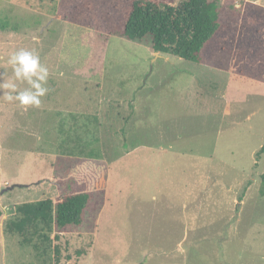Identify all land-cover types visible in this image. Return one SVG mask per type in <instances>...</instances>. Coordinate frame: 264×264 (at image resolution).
Here are the masks:
<instances>
[{
  "label": "rangeland",
  "instance_id": "374dc122",
  "mask_svg": "<svg viewBox=\"0 0 264 264\" xmlns=\"http://www.w3.org/2000/svg\"><path fill=\"white\" fill-rule=\"evenodd\" d=\"M217 1L232 24L264 7ZM58 2L0 0V264H264L255 22L236 64H203L113 34L131 0L85 24ZM82 190L98 203L55 241L59 263L5 231L17 204Z\"/></svg>",
  "mask_w": 264,
  "mask_h": 264
},
{
  "label": "trees",
  "instance_id": "16d2710c",
  "mask_svg": "<svg viewBox=\"0 0 264 264\" xmlns=\"http://www.w3.org/2000/svg\"><path fill=\"white\" fill-rule=\"evenodd\" d=\"M102 2L59 0L58 8L62 13L67 12V16L73 3L74 19L85 24L93 14L99 13ZM238 10L244 17L239 24H232L221 17L217 0H180L177 4L173 0H131L127 15L115 24L113 34L132 41H150L155 51L197 63H211L221 55L236 64L244 53L240 43L246 39L245 28L254 22L259 28L261 42L249 40L250 50L247 51L255 54L251 50L254 45L255 52L259 53L264 45V7L247 2L234 7L230 11L234 21L237 18L233 13ZM262 153L264 144L257 154L260 157ZM90 154L87 156H97L94 150ZM261 192L264 194V179ZM94 203H98L97 194L90 190L74 191L56 201L52 198L25 201L15 206L5 223V231L19 236L22 245L34 248L36 255L45 262L54 257L59 263L62 246L55 241L60 239L61 232L82 226L88 211L96 207Z\"/></svg>",
  "mask_w": 264,
  "mask_h": 264
},
{
  "label": "water",
  "instance_id": "95a60500",
  "mask_svg": "<svg viewBox=\"0 0 264 264\" xmlns=\"http://www.w3.org/2000/svg\"><path fill=\"white\" fill-rule=\"evenodd\" d=\"M2 192H3V190H2Z\"/></svg>",
  "mask_w": 264,
  "mask_h": 264
}]
</instances>
